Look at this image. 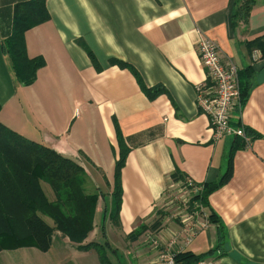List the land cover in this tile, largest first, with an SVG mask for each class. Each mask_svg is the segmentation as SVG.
<instances>
[{
  "label": "crops",
  "instance_id": "crops-1",
  "mask_svg": "<svg viewBox=\"0 0 264 264\" xmlns=\"http://www.w3.org/2000/svg\"><path fill=\"white\" fill-rule=\"evenodd\" d=\"M19 1L0 0V40ZM232 1L45 0L49 19L24 35L28 56L45 62L29 85L16 81L0 49V122L84 168L100 194L93 228L101 221L103 231L108 225L124 242L123 264H159L173 234L178 236L170 251L183 245L178 218L164 219L157 232L147 231L135 241L125 239L172 204L166 190L176 168L201 187L219 179L228 161L229 176L207 197L224 236L219 254L207 258L219 264H264V57L252 60L246 45L264 35V0H256L246 21L234 26ZM201 35L217 42L220 58L237 67L247 88L245 103L231 117L260 136L242 148L231 149V136L213 140L208 117L198 109L196 86L205 79L196 52ZM135 73L145 87L160 91L147 97ZM116 128L127 148L118 226L109 220L119 151ZM202 210L208 214V208ZM218 236L209 222L183 249L205 253L218 244ZM110 250L111 257L117 255Z\"/></svg>",
  "mask_w": 264,
  "mask_h": 264
},
{
  "label": "trees",
  "instance_id": "trees-1",
  "mask_svg": "<svg viewBox=\"0 0 264 264\" xmlns=\"http://www.w3.org/2000/svg\"><path fill=\"white\" fill-rule=\"evenodd\" d=\"M256 0H233L231 8V25L246 21ZM45 0H23L16 2L12 9L9 31L0 40V49L8 57L10 67L16 81L22 85L31 84L36 78L37 70L44 65L42 56L29 57L26 52L25 32L49 19ZM249 50H258L264 57V35L247 41ZM91 62L97 67L96 58L89 49H85ZM110 63L119 66L126 64L118 59H110ZM136 75V73H135ZM140 88L152 98L160 88L145 87L136 75ZM239 111L245 103L247 88L240 81L238 72ZM1 107V105H0ZM232 123L239 125L238 119ZM249 136L260 134L244 126ZM118 155L114 162L113 185L111 190V209L109 220L119 225L118 212L121 201L120 171L124 165L127 148L116 128ZM231 149L242 148L248 142L242 137L232 136ZM232 151L229 153L231 156ZM230 161L221 177L204 182L197 194L190 199L196 200L200 206L208 208L207 219L217 227L220 241L205 253L196 254L181 249L174 252L175 262L195 264L201 259L218 252L223 244V225L208 204V195L218 188L230 174ZM171 180H183L185 175L178 168L170 174ZM89 176L84 168L74 159L64 156L47 145L33 141L0 122V250L19 246L35 245L46 250L52 242L54 231L76 244L79 248H94L101 264H111L107 256L106 246L97 242L86 241L93 229V217L96 209L99 190L86 192L85 185ZM42 183L50 186L53 198H48L42 189ZM196 185V184H195ZM197 186V185H196ZM163 211H159L150 222L143 221L135 229L125 235L127 241H135L147 231L157 232L162 227ZM49 220L51 223H49ZM109 249L115 250L107 240Z\"/></svg>",
  "mask_w": 264,
  "mask_h": 264
},
{
  "label": "built area",
  "instance_id": "built-area-1",
  "mask_svg": "<svg viewBox=\"0 0 264 264\" xmlns=\"http://www.w3.org/2000/svg\"><path fill=\"white\" fill-rule=\"evenodd\" d=\"M196 52L205 72L204 81L196 86V103L198 109L208 117L212 139L238 136L248 142L249 136L244 132V125L233 124L231 117L239 104L237 67L231 62L222 61L217 42L205 35L199 37ZM259 56L258 50H252V60H257ZM200 189V186H196L190 178L185 176L183 180L170 179L166 190V199L169 203H176L175 215L183 223L180 230L185 233L182 249L192 240L196 229L205 228L209 223L202 206L196 200L192 201V206L190 204L191 197ZM177 236L178 234H173L166 250L159 254V264H182L175 262L173 258L174 252L181 248L174 252L170 251ZM195 264H219V262L216 258H204Z\"/></svg>",
  "mask_w": 264,
  "mask_h": 264
},
{
  "label": "rangeland",
  "instance_id": "rangeland-1",
  "mask_svg": "<svg viewBox=\"0 0 264 264\" xmlns=\"http://www.w3.org/2000/svg\"><path fill=\"white\" fill-rule=\"evenodd\" d=\"M42 189H44L48 198H53V192L50 186L42 183ZM85 190L89 193L96 191L90 179L85 185ZM175 206L176 203L167 204V209L162 210L164 213L163 220H167L168 218V221H176L177 218L179 219L178 216H174ZM47 221L51 223L49 220ZM95 222L97 223L98 220L96 219ZM97 225L96 229L93 228L95 232L84 243L91 241L103 244L106 246L107 256L110 259L113 258L114 262L117 263L118 261L123 264L122 259L126 256L124 242L112 236L111 228L108 225L105 226L104 231L101 221ZM104 233L107 235L110 243L115 247L117 255L113 254L111 257L112 252L105 243L106 236ZM63 238L58 231H54L52 242L46 250H42L35 245L2 249L0 250V264H101L98 253L93 247L87 249L79 248L76 244Z\"/></svg>",
  "mask_w": 264,
  "mask_h": 264
}]
</instances>
